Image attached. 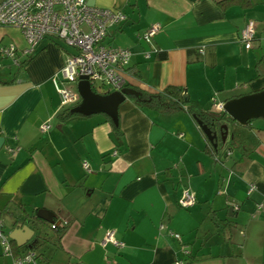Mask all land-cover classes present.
Masks as SVG:
<instances>
[{
  "label": "crops",
  "instance_id": "0c3cea01",
  "mask_svg": "<svg viewBox=\"0 0 264 264\" xmlns=\"http://www.w3.org/2000/svg\"><path fill=\"white\" fill-rule=\"evenodd\" d=\"M87 1L127 15L108 42L133 53L130 87L156 93L182 86L212 112L213 98L225 103L264 89V74H257V63H264V0L226 9L221 0ZM250 20L256 33L246 48L241 30ZM156 23L161 29L152 43L140 40ZM10 44L19 53L27 47L21 30L0 26V218L8 234L19 224L34 231L19 252L40 232L28 216L46 209L69 228L61 247L40 249L39 264H264V119L249 129L228 125L226 142L238 132L249 145L242 174L233 168L240 150L228 146L224 156L209 155V139L188 111L161 113L134 98L119 106L124 137L117 146L107 114L59 117L68 108L61 107L53 78L72 49L45 39L34 58L14 70L1 57V47ZM48 119L51 128L41 131ZM250 184L256 189L249 194ZM187 188L196 195L189 209L179 205ZM110 232L123 247L101 245ZM0 264H14L1 245Z\"/></svg>",
  "mask_w": 264,
  "mask_h": 264
},
{
  "label": "built area",
  "instance_id": "2783aa9c",
  "mask_svg": "<svg viewBox=\"0 0 264 264\" xmlns=\"http://www.w3.org/2000/svg\"><path fill=\"white\" fill-rule=\"evenodd\" d=\"M127 21V15L115 8H102L89 4L87 0H2L0 1V26L16 27L23 33L27 47L18 52L16 45L1 47V57L10 59L19 66L23 58L35 54L45 39L58 40L72 49L59 75L53 83L60 96L61 107L70 108L81 103V96L73 84H78L82 77H87L92 89L97 94L107 95L122 91L127 86V68L130 64L132 51L129 48L112 46L108 42L110 31ZM161 29L156 23L139 35V39L151 44L154 36ZM256 26L248 21L241 30V41L246 48H251L255 39ZM152 50L144 53L146 58ZM1 69V63H0ZM223 102L213 98V109L216 113L223 112ZM51 128V119L39 125L41 131ZM18 148L7 147L9 153ZM231 152L228 151L227 155ZM87 172H91L87 162L83 163ZM256 189L250 184L248 193ZM196 204V195L189 188L182 192L179 205L189 209ZM263 204L259 205L261 208ZM66 223V222H65ZM55 227V225H52ZM180 240L178 233H172ZM109 243L123 247L124 243L116 239L114 232L108 233L101 241L106 247ZM0 245L4 256L10 257L14 264H38L37 252L29 249L15 252L9 234L4 230L0 218ZM185 254H189L186 246ZM174 264H186L184 260H176Z\"/></svg>",
  "mask_w": 264,
  "mask_h": 264
},
{
  "label": "trees",
  "instance_id": "16d2710c",
  "mask_svg": "<svg viewBox=\"0 0 264 264\" xmlns=\"http://www.w3.org/2000/svg\"><path fill=\"white\" fill-rule=\"evenodd\" d=\"M219 5L224 9L231 6L250 8L253 3L251 0H221L219 1ZM35 55L36 53L29 56L25 60H22L18 67L21 68L25 66L34 58ZM257 74L258 76L264 74V63L262 61L257 63ZM8 82H12V80ZM127 88L140 92V97L128 95V98H134L137 102L140 103L141 107L143 108L154 109L161 113H174L186 110L195 118L196 121L197 119L202 120L203 123L208 125L213 131H217L219 135L218 147H214V145L210 141H208V144L205 148V152L216 158L218 157L220 149L223 145L221 126L224 124H235L238 129H249L253 121L251 120L247 125L244 126L237 123L225 112L216 113L210 111L209 109H204L190 99L187 93V89L182 86L169 85L164 90L156 93L145 92L135 87H130L129 85H127ZM80 104L81 103H79L78 105ZM79 115L83 114L73 112V108H68L64 110L59 115V117L65 120ZM108 121L112 126V139L117 146H120L124 137V133L120 125V120L118 121V123H116L110 116H108ZM229 147L238 149L241 152V156L234 163L233 168L237 173L242 174L250 162V153L248 149L249 145L240 140V135L238 132H234L233 139L231 140ZM28 218L29 221L33 222L34 224L36 222L40 224V232L36 235V237L29 245H26L30 249H33L37 252V258L40 262V259H42V253H40L41 248L48 244H52L56 247H61V241L69 228V223H57V220L55 218L52 221H46L37 217L36 213L31 214L30 216H28ZM53 224L55 225V227L52 226ZM12 245L16 253L19 252L20 249H23L25 247L17 246L14 241L12 242Z\"/></svg>",
  "mask_w": 264,
  "mask_h": 264
},
{
  "label": "water",
  "instance_id": "95a60500",
  "mask_svg": "<svg viewBox=\"0 0 264 264\" xmlns=\"http://www.w3.org/2000/svg\"><path fill=\"white\" fill-rule=\"evenodd\" d=\"M78 92L82 98L81 104L73 109L83 115H92L96 113H105L110 116L116 123L119 121V106L121 102L128 97L134 95L140 97V92L129 88H124L122 91L113 92L107 95H101L94 92L87 77H82L78 83ZM223 112L227 113L237 123L247 125L251 120L264 119V89L243 95L237 98L230 99L224 103ZM197 122L209 141L218 147V133L213 131L208 125L204 124L202 120L197 119ZM229 128L224 124L221 126L222 142L227 140ZM4 143V139L0 138V148ZM231 210V209H230ZM37 217L52 221L53 214L46 209H39ZM34 234V231L27 225L19 224L11 233L9 237L12 241H16L19 246H23Z\"/></svg>",
  "mask_w": 264,
  "mask_h": 264
},
{
  "label": "rangeland",
  "instance_id": "374dc122",
  "mask_svg": "<svg viewBox=\"0 0 264 264\" xmlns=\"http://www.w3.org/2000/svg\"><path fill=\"white\" fill-rule=\"evenodd\" d=\"M6 63L9 64V66L13 67L14 70H16V66H14V65L12 66L10 61H6ZM73 88H74V89H77V88H78V84H73ZM254 121H255V120H254ZM229 145H230V141L223 143V145H222V147H221V149H220V154H221L222 156H224L225 149H226ZM236 154H237V153H235V156H236ZM230 161H231V160H230ZM8 226H9V225H7L6 228H5L6 231L9 230V227H8ZM7 232H8V231H7ZM7 232H6V233H7Z\"/></svg>",
  "mask_w": 264,
  "mask_h": 264
}]
</instances>
